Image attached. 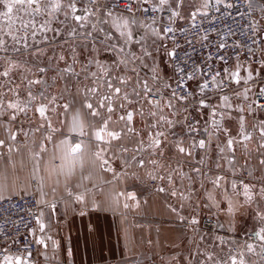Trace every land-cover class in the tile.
<instances>
[{"label": "crops", "instance_id": "1", "mask_svg": "<svg viewBox=\"0 0 264 264\" xmlns=\"http://www.w3.org/2000/svg\"><path fill=\"white\" fill-rule=\"evenodd\" d=\"M201 2L202 0H185L181 9L184 19L178 20H187L188 15ZM262 6H264V0H254L252 9L258 30L264 38V12L259 10ZM93 13L88 15L85 11H77L74 14L68 12L67 16L63 14V19L70 21L68 25L74 27L69 28L67 33L58 29V33L51 34L55 36L51 44V59L44 61L47 67L77 68L86 77L82 82L79 78L71 76H61L59 79L54 92V96L57 97L53 106L56 112L49 109L48 116L53 121V127L61 131L51 133L53 140L46 141L44 136L50 134L47 131V125L40 127L41 121H38V125L25 130V134L29 135V143L23 146L17 143L16 139L13 141L9 138L5 126L11 129V124H0V140H5V143L0 146V160L5 162L0 172H6L9 177V189L3 193V196L30 192L33 189L32 181L34 180L35 193L39 202L43 201L40 202L37 221L39 220L45 227L41 232L37 222L36 239L43 238L45 243L38 244L39 255L35 264H232L233 257L237 264L241 259L244 264H264V261L246 251L227 256L228 247L240 242L239 237L242 234L251 232L261 238V227L264 224V220L261 219V215H264V198L260 195V189L264 187V166L259 164V160L264 158L261 155V151L264 150L258 151L259 131H250L251 123L247 124L252 118L246 117V128L253 132V140L248 143L247 149L240 145L235 146L233 167L227 163V158H230L231 154L227 150L222 154L217 148V145H226L227 137L223 133H217L213 137L207 152L194 150L190 158L176 151L172 135H169V143L164 147L163 157L150 155L148 151L136 152L137 141L141 138L145 141L144 146L147 149L149 129L146 125L150 118L147 116L141 118L138 115L139 104L125 105L126 110L134 112L132 126L141 133V136L129 134L120 141H113V147L104 153L109 164L104 168L99 166V161H96L93 156L97 150V144L91 139L93 128L89 125L98 127L100 118L91 117L88 109L83 107L86 89H97L95 95L89 93L87 97L94 107L98 105L101 97L111 94L108 88L109 81L113 88H121V95L125 91L131 94L132 91L124 89L123 85L126 84H121L117 77L128 79L127 84L134 83L133 79L136 78L137 73L132 71L135 73L134 78L128 68L134 66L138 68L140 65L154 68L156 62L160 65L162 51L170 65V58L165 50H170V47L166 40L162 42L157 40L158 44H156L150 40L152 36L149 35L146 38L148 42L144 46L152 52V56L142 59L128 57L127 54L130 52L141 56L140 45L135 42L126 47L124 44H119L115 39L119 33L110 25L111 23H107L111 17L103 12ZM73 15H88V19L81 20L84 21L82 24L79 21L75 22ZM126 17L130 16L126 15ZM92 19H94L93 23ZM134 26L132 27L134 36L139 39L141 35H144L145 29L139 24ZM154 27L161 28L158 24ZM63 29L66 30V28ZM109 33L112 34L111 39L108 38ZM161 43L164 47L160 46ZM121 47L125 48L124 53L120 52ZM60 56L64 59L60 60ZM121 61L124 62L121 63ZM170 68L172 72L171 65ZM251 68L259 76H264V69L253 66ZM105 72L107 75H104ZM92 73H96V76H92ZM171 80L172 73L169 83ZM156 82L166 85L161 81L156 80ZM152 83L153 79L149 82V86ZM243 88L244 86L239 84L231 92L233 104L244 103L242 98L237 100L233 96L235 91H243ZM64 103L72 105L67 114L61 107ZM120 103L119 98H114L116 112L113 114V121H117L118 116L124 114V110L118 107ZM215 104L218 102L215 101ZM143 107L147 112L148 106L145 104ZM76 110L80 111L81 118L85 121L84 136L69 133L66 127ZM100 111L105 112L104 109ZM165 112L167 113V110ZM206 112L197 114L200 123L198 127L201 130L208 124ZM57 114H59L58 119ZM255 118L264 119V114L257 115ZM222 123L229 130L230 135L237 136L239 121L236 113ZM255 125L258 124H252V126ZM110 127L119 130L123 127V122L112 123ZM171 131L175 133V138L184 139L185 146L187 145L190 138L180 125ZM66 138L72 144L84 142L86 150L81 154L82 162L81 159L76 161L70 176L49 175L46 169L50 170L51 167L61 164L59 159L49 164V158L56 150L55 145ZM197 138L206 139L202 134ZM40 144L45 145L47 152L41 154L40 170L36 171L35 154L40 151ZM122 147H127L129 151L122 152ZM132 155L142 156L146 161L145 165L143 167L137 165L130 159ZM202 156L204 163L200 164L198 161ZM149 159H157L158 164L154 166L147 163ZM217 164L221 167L218 168ZM193 166L201 168L204 175L199 176L193 172ZM108 167H111L112 171H108ZM172 169H180L187 175L181 178L178 173H173V183L170 185L167 175ZM140 170L147 171L146 178L140 177ZM216 175L224 177L222 183L235 181L237 184L238 195L233 197L232 213L227 211L226 202L222 201L221 206L217 208L211 205L204 195L205 188L212 189L209 178H214ZM154 176H164L165 179L162 181L157 178L155 185H149V180ZM189 176L192 180L188 179ZM201 183L204 184V188H201ZM243 184H248L251 188V201H246ZM160 187H163L165 191L160 192ZM41 190L44 193L43 197L40 195ZM69 191L72 193L71 196L68 194ZM172 191H176L177 195H171ZM229 191H231L230 185ZM129 192L135 193V200L127 199ZM181 192L185 195L191 193L190 198L182 200ZM81 194L84 196L83 201L76 200V196ZM114 197L119 200L118 207L109 206ZM125 203L129 204L128 208L123 207ZM173 208L176 209L175 212L172 211ZM206 214L216 217L219 228L216 233L206 232L200 237L201 232L190 221L193 217L199 221ZM181 216L184 217L183 220L180 219ZM214 261L217 262L214 263Z\"/></svg>", "mask_w": 264, "mask_h": 264}, {"label": "snow or ice", "instance_id": "2", "mask_svg": "<svg viewBox=\"0 0 264 264\" xmlns=\"http://www.w3.org/2000/svg\"><path fill=\"white\" fill-rule=\"evenodd\" d=\"M93 4L97 3V0H91ZM121 3L126 4V11L131 14V17L124 16H114L113 12L109 10L106 15L112 18L113 27L119 33V37L123 38V42L125 47L135 42V44L140 45L141 47V56H137L135 52H130L127 54L128 57L133 59H142L143 57H151L152 52L148 50L147 47L144 46L145 39L151 35L155 37L158 41H163L165 39H170L172 41L173 47L166 50V54L170 58L171 61L174 62V70L177 72V79L175 80V87L172 84H166L165 87L169 89V94L165 99L164 93L160 91L159 88L153 89L149 86V82L147 79L140 81H136V87L132 89V93L129 94L127 91L121 95V88L115 87L113 88L112 83L108 82V88L111 92L110 95H104L100 98L97 106L94 107L93 103L88 100V94L91 93L93 95L96 94L97 89L91 88L86 89L85 91V100L83 102V107L88 109V114L93 117H99V126L89 125V127L93 128L91 133V139L96 142L97 150L93 153L96 161H99V166L104 168L109 164V161L105 159V151L110 150L113 147V141H120L123 137L131 134L136 137H140L141 133L138 132L132 125L134 119V112L131 110H126L125 105H135L139 104L140 108L138 111V115L141 118L145 116L150 119L147 122V128L149 129L147 132V149H145V141L141 138L137 141L138 147L135 149L136 152L144 153L148 151L150 155H155L159 157L164 156V147L169 143V135L174 137L173 146L176 151L185 156L192 157L194 150H204L207 152V149L212 144L213 137L216 136L217 133H223L226 137V145L220 146L217 145V148L220 153H225L227 150L228 153L231 154L230 158H227V163L230 166L234 167L235 164V152L236 145H240L247 149L248 143L253 140V132H250L246 128V114L251 113L254 114L257 111H264V86L259 87L255 93V98L250 97V93L252 92V88L249 86L250 84H254L256 82L257 76L255 74V70L250 67V65L242 64L239 62V57H237V63L235 64L234 69H230L225 67L222 71L214 69L211 64L205 62L203 66L193 65L189 68L187 63H184L181 66L178 61L180 60L178 49L180 45L175 39V32L177 29L172 27V24L177 19H184V15L182 14V7L184 5L185 0H158V3H154L150 6V8L140 7L139 11L142 12H161L167 10L168 15V24L166 26H162L161 28L154 27L157 23L155 18L151 20L150 23H146L143 21H138L135 18V12L133 11V0H120ZM137 5H148L149 0H135ZM247 6L249 10L253 8L254 0H246ZM213 6L212 0H202L199 6L192 11L187 18V21L190 25V28L196 29L199 26L197 25V17L206 18L209 13L206 11L210 7ZM214 6L217 12L221 11V8L228 10L234 7L232 2L229 0H214ZM64 9H69L74 14L77 10L75 0H69L67 4L63 2V0H0V19H3L7 22V27L0 26V52L7 53L9 48L13 52L20 53L22 50H30V54L39 57L41 54L38 48H34V46L29 44V38L33 41L36 40L37 32L41 34H45L48 31H53L58 33V29H52L49 27L51 24V20L55 17V14ZM99 10V9H97ZM261 12H264V6L259 9ZM88 15H91L92 12L89 9L84 10ZM65 16L68 15V12H64ZM88 15H73V18L76 21L87 20ZM243 15V14H241ZM43 17V22L37 25L36 18ZM228 17L231 18V13H228ZM17 22H19L17 26ZM141 28L145 29L144 35H141L139 39H136L134 33L132 31V25H137ZM249 30L253 33V36L249 37L252 40L253 44L257 43L255 39V35L258 31V26L255 21H251L248 25ZM182 35L186 33V29H179ZM231 32V29L229 30ZM234 34V33H233ZM108 38L111 39L112 34H107ZM208 35L205 34L200 37V40L207 41ZM9 39L11 40V44H9ZM44 39L47 40L46 35ZM188 44H191L192 41H185ZM264 43V41H261ZM161 47H164L163 43L160 44ZM227 43L224 38L221 37V42L216 45V50L219 53L221 50L227 47ZM236 48L241 47L240 44L234 45ZM115 47V45L113 46ZM121 53H124L125 48L121 47ZM247 51L253 53V49L251 47L247 48ZM264 52V49H262ZM185 57L190 59L189 54L185 51ZM221 62H226V57L223 55H218L217 57ZM2 59V58H0ZM60 60H63L64 57L60 56ZM207 60L212 61L213 55L211 52L207 55ZM124 61H121L123 63ZM260 66L264 69V59H261ZM23 69L28 73H33L32 68H27L25 65L20 64L18 61H14L9 58L3 61V70L0 71V78L8 79L10 78V74L16 70ZM46 69L44 67H36V72L43 74ZM65 72H72L71 67L65 68ZM135 71V70H133ZM153 81L159 79V74L156 68L152 69ZM244 73L242 76L241 73ZM107 75V72L104 73ZM92 76H96V73H92ZM199 77V81L197 87L199 91L190 90L188 82L192 80H196ZM121 84H127L128 79L123 77H117ZM130 79V78H129ZM243 82L244 88L243 91H235L233 96L237 99L245 102L243 104L236 103L233 104L231 102L232 97L227 94L219 95V103L214 104L209 96V90H216L219 93L224 92V88L226 84H241ZM22 83L26 84L28 89L27 91V102L22 103L18 98L16 100H7L5 102L4 97H6V93H0V117H5L8 124L10 125L12 122L16 121L18 113H25L30 107H34V111L39 114L41 124L40 127H44L47 125V131L50 133L44 136L46 141H52L53 135L51 133L60 132L61 130L53 127V121L46 115L48 112V105L55 104L57 97L53 96L51 100L48 101V104L43 102L40 103L38 107L33 105V101H36L38 97L33 94L32 86L44 84L45 81L41 78H31L25 77ZM9 88V91L16 93V88ZM114 98H119L121 103L119 104V108L124 110V114L118 116L117 121H113V114L116 112V108L114 107ZM39 99L43 101L44 96L43 92L40 93ZM142 102V103H141ZM148 106L147 112H145L143 105ZM63 112L65 114L68 113L69 109L72 108V105L69 103H64L62 106ZM209 109L211 120L208 124H206L201 130L200 127L193 124L189 121L187 113L189 109ZM100 109H104L105 112H101ZM167 110V113L165 112ZM52 112H56V108H51ZM106 113V116H105ZM236 113L239 121V132L237 136H232L229 134V130L224 127L223 121L225 119L232 118V114ZM57 114V119H58ZM123 122V127L116 130V128H111L110 124L112 123H120ZM177 125H180L184 130L186 135L190 138L189 142L185 146V140L175 138V133L171 130L174 129ZM6 130L8 131L9 138L11 140L16 139V135L11 131L7 126ZM69 133L78 134L79 136L85 135V121L81 118V114L79 110H76L71 117V121L66 125ZM253 131H259L260 143L258 144V151L264 150V120H261L258 125L252 126ZM39 130V129H38ZM203 135L205 138H197L199 135ZM63 135V132H61ZM5 143V140H0V146ZM40 151L35 154L37 157L35 170L39 171V163L42 153L47 152V148L44 144L39 145ZM55 151L51 154L49 158V164H51L56 159L61 161V164L58 166L51 167V169H46L49 171V175L56 174L57 176L60 174H65L70 176L75 167L76 161L81 159L82 162V153L86 150V145L83 141L77 142L75 144L70 143V141L66 138L59 142V144L55 145ZM11 151V149H10ZM122 152H128L129 149L127 147L121 148ZM261 155L264 156V151H261ZM132 161H135L137 165L143 167L146 163L145 159L141 157H137L136 155H132L130 157ZM127 162V161H126ZM147 163H150L154 166L158 164L157 159H149ZM198 163H204V157L202 156ZM259 164L264 166V158L259 160ZM217 167H221L217 164ZM108 171H112L111 167L107 168ZM192 171L195 172L199 176H203L204 173L201 168L194 167ZM173 173H178L181 178H184L187 174L182 172L180 169H172L168 175L167 180L171 185L173 183ZM151 175V173L149 174ZM164 180V176L153 177V179ZM8 175L6 172H0V199H4L3 193L9 189L8 183ZM189 180H192V177H188ZM209 181L212 185V189H204V195L206 199L211 203V205L219 208L221 206L222 201L227 203V211L232 213L234 209V200L233 197L238 195L237 192V184L235 181L231 182H223L224 177L220 175H216L214 178H209ZM59 182V181H57ZM229 185L231 191H229ZM201 188H204V184L201 183ZM67 190V189H66ZM55 191V189H53ZM160 192H164L165 189L163 187L159 188ZM69 196L72 195L71 191L68 192ZM243 194L246 197V201H251V188L248 184H243ZM41 197H43L44 193L41 190ZM171 195L176 196L177 192L172 191ZM260 195L264 198V187L260 189ZM191 196V193L185 195L183 192L180 193V198L182 200H188ZM84 196L78 195L76 196V200L83 201ZM127 199L135 200V193L129 192L127 194ZM43 202L42 200L40 201ZM110 207H118L119 200L117 198H112L110 201ZM124 208H128L129 204L125 203L123 205ZM173 212L176 211L175 208L172 209ZM181 220L184 219L183 216L180 217ZM261 219L264 220V215H261ZM40 225V231H44V224L37 221ZM191 224L195 225L198 221L193 217L190 221ZM261 233H264V228L261 229ZM258 235H260L258 233ZM261 239L264 240V235H261ZM37 244H44L45 241L43 238H39L36 240ZM249 250L252 249V245L247 246ZM30 255V253H29ZM71 255V252H69ZM5 259L11 262V257H5ZM211 259V257H209ZM16 264H27V261L22 257H16ZM232 264H237L235 257L232 258ZM239 264H244L243 259L239 261Z\"/></svg>", "mask_w": 264, "mask_h": 264}, {"label": "built area", "instance_id": "3", "mask_svg": "<svg viewBox=\"0 0 264 264\" xmlns=\"http://www.w3.org/2000/svg\"><path fill=\"white\" fill-rule=\"evenodd\" d=\"M234 4L232 9L225 10L221 8L220 12H217L214 6L207 9L209 15L206 18L197 17V25L199 26L196 29L190 28V25L187 20H176L172 27L177 29L175 32V39L180 45L178 49L180 60L178 63L183 66L184 63L189 65L191 68L193 65L203 66L205 62L211 64L214 69L223 70L225 67L234 69L235 64L237 63V57H239V62L242 64L250 65V67H259L261 59H264V41L263 36L257 31L255 39L257 40L256 44L252 43V40L249 37L253 36V33L249 30L248 25L251 21H255L253 9L249 10L246 0H230ZM154 3H158V0H149L148 5H137L135 0H133V11L135 12V18L140 21L151 22L153 18L157 21L160 27L166 26L168 24V11L164 10L161 12H142L138 8L150 6ZM97 9L103 10L104 13H107L109 10L113 14L118 15H127L131 17V14L128 13L126 9V4L121 3L120 0H97L95 5ZM231 13V18L228 17V13ZM243 14V15H241ZM256 22V21H255ZM258 26V25H257ZM179 29H186L184 35L181 34ZM231 29V32L229 31ZM234 33V34H233ZM208 35L207 41L200 40V37L203 35ZM221 37L224 38L227 43V47L221 50L219 53L216 50V45L221 42ZM169 44L170 49L173 47L172 41L170 39H165ZM185 41H192L191 44L186 43ZM240 44L241 47L236 48L234 45ZM251 47L253 53L247 51V48ZM185 51L189 54L190 59L185 57ZM211 52L213 55V60L208 61L207 55ZM218 55H223L226 57V62H221L217 57ZM170 65L172 67V80L171 83L175 87V80L177 79V72L174 70V62L170 60ZM256 73V72H255ZM241 74L244 75L242 72ZM242 75V76H243ZM257 79L250 93L251 98H255V93L259 87L264 86V76H258L256 73ZM199 77L196 80L188 82L189 89L199 91L197 84ZM242 86L243 82L241 83ZM251 85V84H250ZM237 84L231 83L226 84L223 93H219L216 90H209V96L212 102L215 104V101L220 102L218 97L222 94H227L231 96V92L237 87ZM154 90L159 88L164 96L167 98L169 94V89L165 85L159 84L156 81H153L150 84ZM203 111L206 112V121L210 122V110L209 109H189L187 113L188 119L195 125H199V120L197 114ZM37 112L30 114H23L20 119H24V123H17L21 128L24 124L30 125ZM264 114V111H257L254 114L248 113L246 117L255 118L257 115ZM247 175V172H245ZM150 185H155L156 180H149ZM41 207L39 200L35 191H30L23 194H15L6 196L4 199H0V264H16L15 258L22 257L27 261V264H35L37 261L39 249L38 244L36 243L37 235V218L38 212ZM197 230L201 232L200 237L204 233H216L219 228V221L212 214L203 215L197 224H195ZM264 228V224L261 229ZM264 235V233H261ZM240 242L231 244L228 247L227 256L229 254L234 255L246 251L259 260L264 261V240L258 238L251 232L242 234L240 237ZM248 245H252V249H248ZM30 253V255H29ZM5 257H11V262L7 261ZM222 261V260H220ZM217 261H214L216 263Z\"/></svg>", "mask_w": 264, "mask_h": 264}, {"label": "rangeland", "instance_id": "4", "mask_svg": "<svg viewBox=\"0 0 264 264\" xmlns=\"http://www.w3.org/2000/svg\"><path fill=\"white\" fill-rule=\"evenodd\" d=\"M63 2L65 4H67L69 2V0H63ZM75 3H76V8H77L76 12L77 11H84L85 9H89L92 12V14H94L93 12H95V14L97 12H103L104 13L103 10H97V7H95L96 4H93L91 2V0H75ZM65 11L71 12V10H69V9H64V11L56 13L55 17H53L51 20V24L49 25L50 28L59 29L61 31H65L67 33L69 28L74 27V26L68 25V22L70 23V21H65L63 19V14ZM121 16L126 17V15H121ZM43 19H44L43 17H37L36 18L37 25L42 23ZM75 22H78V21H75ZM79 22L83 24L84 21H79ZM91 22L93 23L94 19H92ZM143 22L150 23L148 21H143ZM107 23L108 24L111 23L110 25L113 26L112 18L107 20ZM18 24H19V22H17V26H18ZM66 25H68V26H66ZM155 25L157 26V24H155ZM0 26H3L6 28L7 22L3 19H0ZM81 27H83V26H81ZM131 27H135V26L132 25ZM63 28H66V30H64ZM132 31H134L133 28H132ZM52 33L56 34V32H53V31H48L45 34H41V33L37 32V37H36L35 41H33L31 38H29V44L34 46V48L39 49V51L41 53L39 55V57L30 54V50H22V52L17 53V52H13L11 50V48H9V51L7 53L0 52V58H2V59H0V71L3 70V61L6 59H9V58L13 59L14 61H18L20 64L25 65V67H27V68L33 69V73H28V72L24 71L23 69H20V70H16L13 73H11L10 78H8V79L0 78V93H6V97H4L5 102H7V100H16L17 99V93H18V98L22 103L27 102V91H28V89L26 87V84L22 83V81L24 80L25 77H31L33 79L39 77L45 81L44 84L32 86L31 90H32L33 94L38 97V99L36 101H33V105L36 107H38L41 102L48 104V101L51 100V98L54 96V92L57 89V84H58L61 76L76 77V78H79L81 80V82L84 80V78H86L84 76V73L82 71H78L79 69H77V68L71 67L72 72H65L64 69L68 68L66 66L61 67V68H55V67H49V66L47 67V64L44 63V61L51 59V57H50L51 44H52L54 36H55V34H54V36L51 35ZM45 35L47 37V40L44 39ZM115 39L119 42V44H124L123 38H120L119 36L118 37L115 36ZM150 40H153L156 44H158V41L155 39V37H153V38L151 37ZM147 42H148V40L145 39L144 45H146ZM150 42H152V41H150ZM9 44H11L10 39H9ZM48 50H49V52L47 53ZM162 53L163 54L161 55L160 65H158V63L156 62L155 67H154L157 69V72L159 74V79L157 81H161L165 84H170L169 82H170L171 73H172L171 68H170V65L168 63V60L164 56V54H165L164 51H162ZM158 56L159 55L157 52V60H158ZM37 66L44 67L46 69L45 73L40 74V73L36 72ZM152 69L153 68H147V66L142 67V65H140V67H138V68L136 66H134L133 68H128V71L132 74V76L134 78H135V75H134L135 73H132L133 70L136 71L137 75H136V78L133 79L134 83L123 85V88L124 89H130V91H132V89L134 87H136V81L137 80L143 81V80L147 79L148 82H150L152 79V76H153ZM135 71H133V72H135ZM257 75H258V73H257ZM17 85H19V87L16 88V93L9 91V88H15ZM254 85L255 84H251L249 86L251 88H253ZM41 92H43V96H44L43 101H41L39 99ZM53 106H54V104H49L48 109H51ZM27 113H30V114L35 113L34 107H30L28 109ZM48 113H49V110H48V112H46V115H48ZM23 114H25V113H18L16 121L12 122L10 127H11L12 131H15L14 133L17 134L16 135V140H17L16 142L21 143L20 145L25 146L26 144L29 143L28 142L29 135L25 134V130H27L28 128L35 127L36 125H38V121H41V120H40L39 114L37 113L36 115H34L35 118L30 125L24 124V126L21 128L20 126H18L17 123L20 122L21 124H23L25 122L24 119H20V117ZM261 120H264V119L263 118L262 119L252 118V120H249V123H247V124L251 123L250 131L253 130L252 124H259V122ZM0 124H8L5 117H0ZM259 140H260V138H259ZM4 163L5 162L3 160H0V168L4 167V165H3ZM140 177L146 178L147 177V171L146 170H143V171L140 170ZM34 186H35V181L33 180L32 181L33 189L31 191H35ZM38 255H39V253H38Z\"/></svg>", "mask_w": 264, "mask_h": 264}]
</instances>
